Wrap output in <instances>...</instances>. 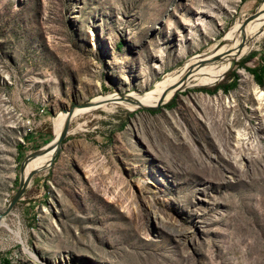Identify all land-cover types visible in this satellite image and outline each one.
Masks as SVG:
<instances>
[{
	"label": "rangeland",
	"instance_id": "1",
	"mask_svg": "<svg viewBox=\"0 0 264 264\" xmlns=\"http://www.w3.org/2000/svg\"><path fill=\"white\" fill-rule=\"evenodd\" d=\"M262 15L264 0H0V214L64 111L140 94L71 119L0 222V264H264V84L237 66L264 35L224 64L215 85L235 70L234 90L189 80L143 108Z\"/></svg>",
	"mask_w": 264,
	"mask_h": 264
},
{
	"label": "bare ground",
	"instance_id": "2",
	"mask_svg": "<svg viewBox=\"0 0 264 264\" xmlns=\"http://www.w3.org/2000/svg\"><path fill=\"white\" fill-rule=\"evenodd\" d=\"M245 24L243 23L241 26L237 25L235 28L236 30H241L245 29L244 32H237V33H232L228 38L223 42V44H226V48L222 50L220 54L215 56L214 58L210 60H205L204 63H201V66L197 72L196 75L193 77H188L185 79V82L178 84V83H173V81H176V77L171 78V80H168V83L164 85H160L156 88V93L155 96L152 98H149L146 100V98L150 95H144L142 98H133L135 100H131L134 105H136V102H143L145 101V105L143 107H150L147 106L146 104L149 103H154L157 101L158 98L170 94L173 95L175 93V90H178L182 87L185 86V83L189 80H193L195 85H205V84H210V83H216L218 80L221 79V71L225 68L226 65L225 63L228 62H233L237 61L240 58H242L244 55H246L249 50L252 48V44L261 41L262 37L264 35V15L259 16L256 20V22L253 25H250V27L245 28ZM242 31V30H241ZM252 37V40L249 42V38ZM260 37V38H259ZM258 44V43H257ZM219 68V69H218ZM219 75L215 77L217 74ZM174 90V91H173ZM159 91H169L168 93H159ZM140 94H135V95H125L124 97H121L119 95H108L106 97H97L94 98L90 103L89 108H76L73 112L72 119L75 118L76 116H79L80 114H84L88 112L91 109L94 108H100L102 109L103 107H100V103L102 100L108 99L107 102L115 104V105H120L122 107H125L129 110L131 108L130 106H124L121 104L123 100L118 101L119 99H132V97L139 96ZM151 96V95H150ZM113 97V98H111ZM111 98V99H110ZM115 99V100H114ZM118 101V102H117ZM67 118V113H62L57 121V127L56 131L54 132V139L56 141L57 137L60 135V133L63 131V122ZM54 151H46L38 154L36 157L32 158L31 163L27 166L26 170L23 172V179L24 180L30 171L33 170H38L37 172H42L47 170V167L51 161V158L53 156ZM263 154V153H262ZM36 172V173H37ZM43 174V173H42ZM36 176V175H35ZM47 176V175H46ZM38 177V176H37ZM43 177V176H42ZM30 185V184H29ZM4 223V220L1 222V227Z\"/></svg>",
	"mask_w": 264,
	"mask_h": 264
},
{
	"label": "water",
	"instance_id": "3",
	"mask_svg": "<svg viewBox=\"0 0 264 264\" xmlns=\"http://www.w3.org/2000/svg\"><path fill=\"white\" fill-rule=\"evenodd\" d=\"M178 90H176L175 92H177ZM174 95V94H173ZM172 95V96H173ZM124 97V96H122ZM163 98H165V95L162 96L161 98H159V102L156 106L154 107H143L145 109H151V110H154V109H158L161 105L164 104L163 102ZM90 107V103H86L84 105H80V106H77V108H89ZM74 108L76 107H73L72 109H70L69 111H64L63 113H67V118L65 120V125H64V129L63 131L60 133V135L57 137L56 141H55V147H54V153H53V156L51 158V161L47 167V169H49L51 167V165L54 163L58 153H59V150H60V146L62 144V141L64 140L65 136L67 135V129H68V125H69V122L71 121L72 119V116H73V112H74ZM42 148L39 149L38 151L30 154L26 159L25 161L22 163L21 165V168H20V173L24 170V164L29 160V159H32L34 157H36L40 152H41ZM38 170H33V171H30L28 176L24 179V180H21L20 178V182H19V187H18V190L17 192L15 193V195L13 196L11 202L9 203L8 207L6 208V210L0 214V222L2 221V218L7 214L9 213V211L13 208V206L15 205V203L17 201H19L22 197V195L24 194L27 186L29 185V182L31 180V178L33 177V175L36 174ZM22 174V173H21Z\"/></svg>",
	"mask_w": 264,
	"mask_h": 264
},
{
	"label": "trees",
	"instance_id": "4",
	"mask_svg": "<svg viewBox=\"0 0 264 264\" xmlns=\"http://www.w3.org/2000/svg\"><path fill=\"white\" fill-rule=\"evenodd\" d=\"M255 57H258L259 59H260V63L258 64V65H256V66H254V67H252V68H248L246 65L249 63V62H251ZM238 67H241L242 69H244V70H246L252 77H253V80L255 81V83L258 85V86H260V87H262L263 86V84H264V55H262V54H259V53H257L256 51H253V52H250L246 57H243L240 61H239V63H238V65H237ZM226 68V67H225ZM224 68V69H225ZM231 67H228L226 70H225V73L230 69ZM223 69V70H224ZM222 70V71H223ZM221 71V72H222ZM235 71V70H234ZM234 71H232V72H230L229 73V75L228 76H232L231 77V80H230V82L228 83V84H217V85H215L218 81H220V80H218L216 83H214V84H209V85H207V87H209V86H214L215 85V87L212 89V90H207V91H205L207 94H215L217 91H222L223 93H225V94H227L228 92H230V91H232V90H234L236 87H237V85H238V77H237V75L236 74H234ZM225 73H223V76L225 75ZM217 77V76H216ZM201 90H205V89H201ZM175 98V95L174 96H172V98L171 99H169V102L166 104V105H164V106H167V107H172V104H173V102H174V99ZM165 104V103H164ZM147 111H149V112H154L153 110H147ZM62 143H63V141H62Z\"/></svg>",
	"mask_w": 264,
	"mask_h": 264
}]
</instances>
